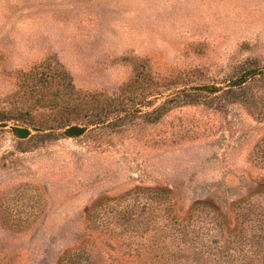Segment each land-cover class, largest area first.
<instances>
[{
    "label": "rangeland",
    "instance_id": "374dc122",
    "mask_svg": "<svg viewBox=\"0 0 264 264\" xmlns=\"http://www.w3.org/2000/svg\"><path fill=\"white\" fill-rule=\"evenodd\" d=\"M262 177L264 0H0V264H182Z\"/></svg>",
    "mask_w": 264,
    "mask_h": 264
},
{
    "label": "trees",
    "instance_id": "16d2710c",
    "mask_svg": "<svg viewBox=\"0 0 264 264\" xmlns=\"http://www.w3.org/2000/svg\"><path fill=\"white\" fill-rule=\"evenodd\" d=\"M256 77V74H252L251 77L245 80L248 83ZM244 82L240 80L234 82V87L237 89L244 88ZM215 91L218 88H214ZM232 89L226 90L225 92H230ZM64 134L68 136H77L84 132V127L82 124H66L65 125ZM14 131L19 137H27L30 134V130L26 127H17L14 128ZM257 186H250L247 190L248 198H251L253 195H262L264 196V177L255 181ZM233 204L237 205V208L240 210L236 213L238 215H245L248 217L247 224H251L250 236L246 238L242 231L244 229L243 225L235 227L233 226H225L221 218L215 224V226H219L221 228V234L213 238L211 242L204 244L206 245V249L208 251L205 262L197 261V255L193 253V251H197V249L203 247L204 245H200L194 247L195 244H189L187 241L183 240L178 244L180 249L182 250L183 262L182 264H264V209L260 208H252L251 206H247V204H243L242 200H238ZM210 206V205H209ZM211 208V206H210ZM220 210H213V213H218ZM219 216H221L219 214ZM218 217V216H217ZM181 227V226H180ZM184 227V226H182ZM214 243L215 245L211 246ZM193 248L190 252L187 253V249ZM211 248V249H210ZM174 255V261H176V252L169 250ZM198 252V251H197ZM186 253V255H185ZM213 256H212V255ZM78 260L81 262L80 264H84L80 259V256H77ZM76 263V261H75Z\"/></svg>",
    "mask_w": 264,
    "mask_h": 264
}]
</instances>
